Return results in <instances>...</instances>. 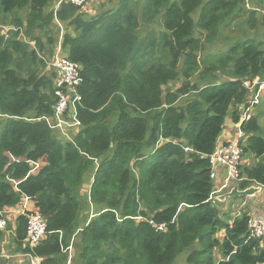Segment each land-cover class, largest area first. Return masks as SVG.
Listing matches in <instances>:
<instances>
[{"label": "trees", "instance_id": "obj_1", "mask_svg": "<svg viewBox=\"0 0 264 264\" xmlns=\"http://www.w3.org/2000/svg\"><path fill=\"white\" fill-rule=\"evenodd\" d=\"M57 1L0 0V27L18 30L7 38L0 30V214L26 197L34 204L16 219L15 252L40 264H66L70 247L73 264H176L186 251L187 264H264V240L249 238L251 216L232 219L211 200L217 187L205 159L228 116L240 123L255 100L245 82H264V41L255 35L264 0H100L95 15ZM243 16L253 33L223 38ZM56 20L83 79L72 142L43 119L57 102L56 74L45 73ZM216 42L232 43L208 54ZM259 120L241 123L243 157L262 160L240 167V190L264 187ZM32 213L47 235L30 249Z\"/></svg>", "mask_w": 264, "mask_h": 264}, {"label": "built area", "instance_id": "obj_2", "mask_svg": "<svg viewBox=\"0 0 264 264\" xmlns=\"http://www.w3.org/2000/svg\"><path fill=\"white\" fill-rule=\"evenodd\" d=\"M91 0H58L57 8L63 4H71L75 7L83 8ZM56 28L59 30V38L55 44V50L53 56L50 60L47 61L48 69L56 74L55 80V95L57 98L55 112L51 118H43L48 125L57 131V133L66 141L72 142L74 135L77 129L80 128L81 123L77 118V106L81 102V95L79 89L82 84L81 76V67L67 58L63 51V36L65 34V26L59 20H56ZM0 30L7 38L11 31H18L12 27H0ZM23 36V35H22ZM246 87H249L250 90H253L256 86H262L264 90V82H261L259 79H255L253 85L250 87L248 82L244 84ZM261 91V92H262ZM256 98V97H255ZM259 99V97H258ZM254 102V101H253ZM257 104V101L255 102ZM243 120L247 119L245 115L242 117ZM242 120V121H243ZM238 123L240 132L236 141H232L217 148L216 151L208 156L211 164V178L215 181L217 179V169H224L229 174V178L225 181L227 184L230 181H234L235 184L240 181V167H242L243 160V149L241 146V136H243L241 131V123ZM230 188V185H227L224 189L219 188L215 190L211 196V200L216 202L215 197L222 194L225 189ZM24 206L20 212V215H26V203H30V198L26 197L24 199ZM27 239L26 242L29 245L30 249L38 246L42 241L45 240L47 235V223L45 219L39 213H32L27 215ZM157 230L162 231L166 228L165 225L156 226L152 223ZM8 222L4 216V212L0 214V231L6 229ZM249 238L264 240V221L260 219L251 217L249 221ZM73 248L69 249V258L66 264H73ZM29 260V264H40V259L32 257L30 255H24ZM0 255V259H1Z\"/></svg>", "mask_w": 264, "mask_h": 264}, {"label": "crops", "instance_id": "obj_3", "mask_svg": "<svg viewBox=\"0 0 264 264\" xmlns=\"http://www.w3.org/2000/svg\"><path fill=\"white\" fill-rule=\"evenodd\" d=\"M98 4V0H91L88 4H86L83 8H81V12L84 14H89V15H95L97 13L96 5ZM66 29V28H65ZM57 37V35H56ZM59 38V37H58ZM57 38V40H58ZM254 90V89H253ZM264 99V95L261 96L260 100L262 101ZM245 106L242 107V110L244 111ZM256 111L253 109L252 105L248 110V113L245 115L247 116L248 114L251 115V113ZM257 112V111H256ZM245 113V112H243ZM232 115L230 114L228 118L226 119L225 122V128L219 138L218 141V147L221 148L222 146L226 145L229 142L236 141L239 136V126L238 124L233 123ZM243 115V117L245 116ZM254 115V114H252ZM258 113L254 116H257ZM252 117V116H250ZM259 117V116H258ZM259 120V124H260ZM261 126V125H260ZM263 127V125H262ZM261 127V128H262ZM264 133V131L262 132ZM244 137L241 136L240 142ZM262 160V158H256L254 155L251 154H245L242 160V166L243 167H251L254 166L255 164L259 163ZM224 172L225 170L220 168L217 169V179L215 180V185L217 189L219 190V187L222 185V182L224 181ZM252 187V186H251ZM253 187H259V185H254ZM262 189L261 193L256 195L255 197H249V198H240V199H228L225 202H219L216 201L217 207H219L224 213H230V216L232 219L236 218L237 216H242L243 213H248L251 217L260 219L261 221H264V187H260ZM231 188L225 189L223 193L229 192ZM24 201L23 203L20 204L18 208H13V209H7L4 212V216L6 217L7 221H9V225L12 228L10 232L7 233L5 241L0 244L1 246V257L2 259H8V260H13L15 259L18 264H27L29 263V259L25 257L22 254L17 253L15 256H10L8 255V249H15V244L12 243L14 231L16 228V219L19 217L20 212L24 206ZM26 208L27 210H31L34 208L33 203H26ZM219 234H221L223 237L225 236V232L221 231ZM12 257V258H11ZM29 260V261H28ZM10 263V262H9Z\"/></svg>", "mask_w": 264, "mask_h": 264}, {"label": "rangeland", "instance_id": "obj_4", "mask_svg": "<svg viewBox=\"0 0 264 264\" xmlns=\"http://www.w3.org/2000/svg\"><path fill=\"white\" fill-rule=\"evenodd\" d=\"M101 3L102 2H100V0H98V4L96 5V9H97V11L99 10V12H100V7H101ZM251 3V2H250ZM249 6H250V4H249ZM251 6H253V7H256L254 4H252L251 3ZM263 13L264 12H261V13H259V19L261 20V18H262V15H263ZM198 14L199 13H195L194 15H193V18L195 19V20H197L198 19ZM55 32H57V30L55 29ZM258 34H255L256 35V39H258V40H263L264 41V29H261V30H258ZM249 33L250 34H252L253 33V31H251V30H249V28L246 26V16H243L242 18H240V19H238L237 21H235V22H233L232 24H231V26L230 27H226V28H224L223 30H222V34H221V36L223 37V38H227L229 41H233V40H237V39H239V38H241L242 36H244V35H249ZM196 36L197 37H200V36H202L201 34H200V32L198 31V29L196 30ZM202 39H203V37H202ZM232 43V42H231ZM231 43H228V45H227V49L229 48V46L231 45ZM223 43L222 42H216L215 44H213V45H211V46H208L207 45V52H208V54H219V53H222V52H224L225 51V46L223 45ZM209 48V49H208ZM226 49V50H227ZM51 72H53L52 71V69H48V68H46V70H45V73L46 74H50ZM178 87H180V84H178V85H176V84H173V88L175 89V88H178ZM262 89H263V87L262 86H256V87H254V90L253 91H255L256 90V98H255V100H254V102H252V107H253V109H255L256 111H254V113L252 112L251 113V115L250 114H248L247 115V118H249L250 116H254V115H256L257 113H258V115L257 116H259L260 117V125H261V127H262V125H263V127H262V131H264V99L261 101V100H259L258 99V97H259V95H260V93H261V91H262ZM257 101V104H255V102ZM252 114H254V115H252ZM56 133H57V131H55ZM261 136H263L264 137V133H262L261 134ZM89 183H90V179H89V181H88V184L87 185H89ZM88 187V186H87ZM86 188V187H85ZM88 189V188H87ZM89 190V189H88ZM88 196H89V191H86V192H84V198H82V201H83V204L84 205H86V202H85V200L86 199H88ZM85 199V200H84ZM94 211L92 210V213H93ZM92 217V214H91V210L90 211H88V212H84L83 214H82V219H81V226H83V224H84V222L87 220V218H91ZM237 217H239V216H237ZM217 238L218 239H220V240H223V236L221 235V234H218L217 235ZM16 248V247H15ZM8 255H10V256H15L17 253L15 252V249H8V253H7ZM20 254V253H19ZM188 254H189V252L188 251H186V252H184L178 259H177V261H176V264H187L186 263V257L188 256ZM74 255H75V251H74ZM12 258V257H11ZM215 258H216V261L218 262V261H220L221 259H222V257H221V254L219 253V251L218 250H216L215 251ZM0 262L2 263V264H18L17 262H16V260L15 259H13V260H8V259H5V258H1V260H0ZM10 262V263H9ZM27 264H29L28 262H27Z\"/></svg>", "mask_w": 264, "mask_h": 264}, {"label": "water", "instance_id": "obj_5", "mask_svg": "<svg viewBox=\"0 0 264 264\" xmlns=\"http://www.w3.org/2000/svg\"><path fill=\"white\" fill-rule=\"evenodd\" d=\"M205 159H208V156L205 157ZM229 178V174L227 171L224 172V181L222 182V185L219 188L224 189L227 185H230V191L226 193H222L215 197L216 201L219 202H225L228 199H240V198H249V197H255L256 195L260 194L262 189L259 187H250L246 190H240L239 186L235 184L234 181H230L228 184L225 181Z\"/></svg>", "mask_w": 264, "mask_h": 264}]
</instances>
